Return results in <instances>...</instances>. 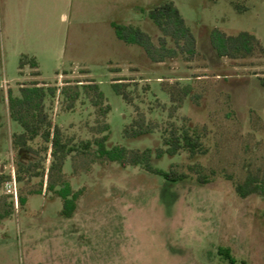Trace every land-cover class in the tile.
<instances>
[{"label": "rangeland", "instance_id": "obj_1", "mask_svg": "<svg viewBox=\"0 0 264 264\" xmlns=\"http://www.w3.org/2000/svg\"><path fill=\"white\" fill-rule=\"evenodd\" d=\"M163 1L74 0L53 11L48 26L31 11V32L18 25L17 36L5 35L0 22V264H264V196L235 192L248 175L264 181V0H171L198 53L155 63L116 38L113 24L137 25L156 41L146 14ZM214 27L253 33L263 53L218 57L209 41ZM22 56L37 61L39 76L19 67ZM119 78L131 104L111 86ZM32 79L57 87L45 108L75 150L58 166L50 145L45 150L36 138L14 199L3 183L16 169L11 141L20 127L10 119L7 90ZM141 115L151 132L126 137L125 126ZM183 125L200 135L201 152L158 160L162 135ZM104 135L108 147H150L154 166L188 178L171 184L141 166L99 157L97 143L81 147ZM192 165L207 182H198ZM63 183L78 194L70 216L61 214Z\"/></svg>", "mask_w": 264, "mask_h": 264}, {"label": "trees", "instance_id": "obj_2", "mask_svg": "<svg viewBox=\"0 0 264 264\" xmlns=\"http://www.w3.org/2000/svg\"><path fill=\"white\" fill-rule=\"evenodd\" d=\"M146 16L159 32L156 41L151 34L134 24H113L116 38L126 44L141 47L147 58L155 63L163 62L176 55H181L182 59L189 61L197 55L196 38L173 1L166 0L152 6L148 9ZM209 41L218 57L244 58L252 56L256 50L263 53L258 39L250 32L242 31L230 35L214 27L209 32ZM25 65H29L33 70L31 76H39L38 64L34 58L22 56L19 67L23 68ZM121 80L123 79L119 78L111 81V86L116 94L120 95L128 104H131V96L125 89L126 84ZM261 81L264 84V79H261ZM86 86L92 89L98 88L96 84ZM16 88V90L11 88L7 90V101L10 119L20 127L19 130L16 129L12 133L11 145L16 151L14 161L16 181L21 182L22 174L28 171L25 162L30 158L29 153H37V150L32 147V143L36 138H40L45 144L43 149L46 150L47 145H50V155L56 159L58 166L75 149L63 141L60 127L52 123L45 108L46 99L55 96L58 90L57 87L44 81L32 79L25 84L19 83ZM182 90L185 95L188 93L187 86H184ZM102 96L103 93L100 91L98 97L101 98ZM131 127L130 125L125 126L124 135L126 137L138 138L151 132L150 128L145 125L142 115L132 121ZM108 138V135H104L94 142L85 141L81 147L86 150L90 148L92 143H97L99 157L117 162L122 167L127 165L141 166L147 172L159 175L171 184L188 178L187 173L178 172L174 169L164 170L154 166L151 163L153 151L150 147L141 151H132L121 145L108 147L106 145ZM162 144L164 148L160 147L154 151V156L158 160L165 155L169 158L174 157L181 150L187 151L190 155H195L201 152L203 146L200 135L184 125L168 129L162 135ZM189 168L196 172L198 182H207L206 177L201 174L199 166L192 165ZM1 179L0 175V181ZM48 188H51V185H48ZM235 192L242 198L250 194L264 196V181L248 175L243 182L235 184ZM57 194L63 201L61 214L70 216L76 206L77 192H72L70 185L63 183L57 190ZM19 200L21 203L25 201L23 197H20ZM224 257L230 263H233V258L227 249H225Z\"/></svg>", "mask_w": 264, "mask_h": 264}, {"label": "crops", "instance_id": "obj_3", "mask_svg": "<svg viewBox=\"0 0 264 264\" xmlns=\"http://www.w3.org/2000/svg\"><path fill=\"white\" fill-rule=\"evenodd\" d=\"M76 1L80 2L81 0ZM73 3L74 0H0V22L6 28L5 35H22L23 33L18 34L14 30V27L18 25L25 26L27 33H30L31 23L28 13L34 11L41 14L39 25L48 26L53 11L55 12L58 7H68V4L72 8Z\"/></svg>", "mask_w": 264, "mask_h": 264}, {"label": "built area", "instance_id": "obj_4", "mask_svg": "<svg viewBox=\"0 0 264 264\" xmlns=\"http://www.w3.org/2000/svg\"><path fill=\"white\" fill-rule=\"evenodd\" d=\"M4 190L7 194H10L17 198V190H16V177H15V170L14 167H10L9 179L3 183Z\"/></svg>", "mask_w": 264, "mask_h": 264}]
</instances>
